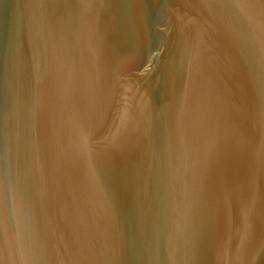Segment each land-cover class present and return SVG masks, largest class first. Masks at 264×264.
Returning <instances> with one entry per match:
<instances>
[{
	"label": "water",
	"instance_id": "95a60500",
	"mask_svg": "<svg viewBox=\"0 0 264 264\" xmlns=\"http://www.w3.org/2000/svg\"><path fill=\"white\" fill-rule=\"evenodd\" d=\"M0 264H264V0H0Z\"/></svg>",
	"mask_w": 264,
	"mask_h": 264
}]
</instances>
